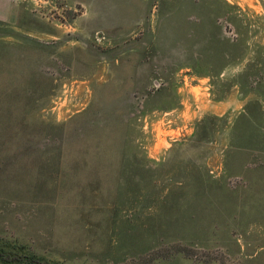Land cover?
Here are the masks:
<instances>
[{
    "label": "rangeland",
    "instance_id": "1",
    "mask_svg": "<svg viewBox=\"0 0 264 264\" xmlns=\"http://www.w3.org/2000/svg\"><path fill=\"white\" fill-rule=\"evenodd\" d=\"M9 243L264 264V0H0Z\"/></svg>",
    "mask_w": 264,
    "mask_h": 264
},
{
    "label": "trees",
    "instance_id": "2",
    "mask_svg": "<svg viewBox=\"0 0 264 264\" xmlns=\"http://www.w3.org/2000/svg\"><path fill=\"white\" fill-rule=\"evenodd\" d=\"M24 250L25 247H18L11 243L0 244V264H45L34 255L25 253Z\"/></svg>",
    "mask_w": 264,
    "mask_h": 264
},
{
    "label": "water",
    "instance_id": "3",
    "mask_svg": "<svg viewBox=\"0 0 264 264\" xmlns=\"http://www.w3.org/2000/svg\"><path fill=\"white\" fill-rule=\"evenodd\" d=\"M155 85H157V83H155Z\"/></svg>",
    "mask_w": 264,
    "mask_h": 264
}]
</instances>
